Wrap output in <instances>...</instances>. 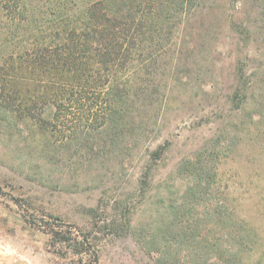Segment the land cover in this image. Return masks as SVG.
Masks as SVG:
<instances>
[{
  "label": "rangeland",
  "instance_id": "1",
  "mask_svg": "<svg viewBox=\"0 0 264 264\" xmlns=\"http://www.w3.org/2000/svg\"><path fill=\"white\" fill-rule=\"evenodd\" d=\"M166 51L151 80L157 94L135 105L123 142L13 144L0 135V244L14 260L264 264V245L242 254L220 235L177 237L172 209L192 181L181 165L216 149L219 182L192 203L184 225L220 232L223 223L205 213L225 202L264 234V0H207L179 17ZM24 215L90 235L87 253Z\"/></svg>",
  "mask_w": 264,
  "mask_h": 264
},
{
  "label": "trees",
  "instance_id": "2",
  "mask_svg": "<svg viewBox=\"0 0 264 264\" xmlns=\"http://www.w3.org/2000/svg\"><path fill=\"white\" fill-rule=\"evenodd\" d=\"M206 2L0 0V135L13 144L123 142L135 105L157 94L151 80L179 17L196 13ZM220 157L218 150L206 149L181 165L179 174L186 171L192 181L183 201L172 208L179 227L175 235H220L237 245L238 253H249L264 245V234L225 202L205 213L213 224L223 223L220 232L183 223L192 203L203 201L218 184ZM24 220L78 256L91 244L90 235L72 237L48 222L39 225L25 215Z\"/></svg>",
  "mask_w": 264,
  "mask_h": 264
},
{
  "label": "crops",
  "instance_id": "3",
  "mask_svg": "<svg viewBox=\"0 0 264 264\" xmlns=\"http://www.w3.org/2000/svg\"><path fill=\"white\" fill-rule=\"evenodd\" d=\"M24 257H25L26 259L30 260V258L26 257L25 255H24ZM13 258H14L13 256H8V255H6V254L0 255V264H11L12 262H13V263H16V264H26V263H24V262H22V261L14 260ZM10 260H11V261H10ZM29 262H30V263L32 262V263L36 264V263L33 262V261H29Z\"/></svg>",
  "mask_w": 264,
  "mask_h": 264
},
{
  "label": "built area",
  "instance_id": "4",
  "mask_svg": "<svg viewBox=\"0 0 264 264\" xmlns=\"http://www.w3.org/2000/svg\"><path fill=\"white\" fill-rule=\"evenodd\" d=\"M3 254L12 256L13 255L12 248H10V246H5L3 244H0V255H3Z\"/></svg>",
  "mask_w": 264,
  "mask_h": 264
}]
</instances>
